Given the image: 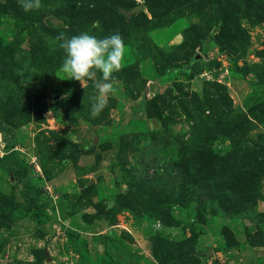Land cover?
I'll return each instance as SVG.
<instances>
[{
  "label": "rangeland",
  "instance_id": "1",
  "mask_svg": "<svg viewBox=\"0 0 264 264\" xmlns=\"http://www.w3.org/2000/svg\"><path fill=\"white\" fill-rule=\"evenodd\" d=\"M0 264H264V0H0Z\"/></svg>",
  "mask_w": 264,
  "mask_h": 264
},
{
  "label": "clouds",
  "instance_id": "2",
  "mask_svg": "<svg viewBox=\"0 0 264 264\" xmlns=\"http://www.w3.org/2000/svg\"><path fill=\"white\" fill-rule=\"evenodd\" d=\"M24 11L38 9L40 0H21ZM60 47L65 55L60 64V70L67 79L81 81L92 78L98 71L103 83L97 85L90 105L91 115H98L107 105L108 96L115 92L111 81L114 73L122 67L126 48L119 32L110 35L97 36L87 31L64 37L61 34Z\"/></svg>",
  "mask_w": 264,
  "mask_h": 264
},
{
  "label": "water",
  "instance_id": "3",
  "mask_svg": "<svg viewBox=\"0 0 264 264\" xmlns=\"http://www.w3.org/2000/svg\"><path fill=\"white\" fill-rule=\"evenodd\" d=\"M136 10H139V8H136V7L132 8V9L130 10L129 14L135 12Z\"/></svg>",
  "mask_w": 264,
  "mask_h": 264
},
{
  "label": "trees",
  "instance_id": "4",
  "mask_svg": "<svg viewBox=\"0 0 264 264\" xmlns=\"http://www.w3.org/2000/svg\"><path fill=\"white\" fill-rule=\"evenodd\" d=\"M132 8H134V7H132ZM132 8H130V9L127 11L128 14H129V12H130V10H131ZM130 14H131V13H130Z\"/></svg>",
  "mask_w": 264,
  "mask_h": 264
}]
</instances>
